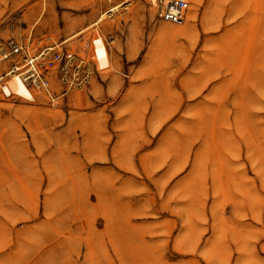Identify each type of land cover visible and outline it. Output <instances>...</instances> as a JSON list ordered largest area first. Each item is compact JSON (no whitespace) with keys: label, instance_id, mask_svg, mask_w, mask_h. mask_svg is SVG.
I'll use <instances>...</instances> for the list:
<instances>
[{"label":"rangeland","instance_id":"obj_1","mask_svg":"<svg viewBox=\"0 0 264 264\" xmlns=\"http://www.w3.org/2000/svg\"><path fill=\"white\" fill-rule=\"evenodd\" d=\"M188 1L0 0L2 252L264 264V0Z\"/></svg>","mask_w":264,"mask_h":264},{"label":"built area","instance_id":"obj_2","mask_svg":"<svg viewBox=\"0 0 264 264\" xmlns=\"http://www.w3.org/2000/svg\"><path fill=\"white\" fill-rule=\"evenodd\" d=\"M153 6L157 9V15L159 18H161L164 21L170 22V23H181L184 21L186 13L189 8V1L188 0H156V2L151 1ZM25 54L26 58L28 54V47H24L23 45H15L11 52L8 54H3L2 59H8L9 56L12 55H19V54ZM38 57H30L27 59V64L30 65V69L24 73L25 78L27 80H32L37 86L47 88V82L43 80L41 77V73L38 69V66H36V60ZM32 58H35L32 61ZM20 66L19 62L12 61V65L9 70H7L3 75L0 76V79L2 80V77L7 75L10 72H21L19 69ZM0 80V81H1ZM47 90V89H46Z\"/></svg>","mask_w":264,"mask_h":264},{"label":"crops","instance_id":"obj_3","mask_svg":"<svg viewBox=\"0 0 264 264\" xmlns=\"http://www.w3.org/2000/svg\"><path fill=\"white\" fill-rule=\"evenodd\" d=\"M18 240L20 239L17 238V241H13V245L10 243L12 246L5 252H2L0 248V264H41L40 258L45 238L40 235L34 237L31 249H28L30 245L24 243V240ZM18 246L20 249L17 248Z\"/></svg>","mask_w":264,"mask_h":264},{"label":"bare ground","instance_id":"obj_4","mask_svg":"<svg viewBox=\"0 0 264 264\" xmlns=\"http://www.w3.org/2000/svg\"><path fill=\"white\" fill-rule=\"evenodd\" d=\"M151 1H154V2H156V0H151ZM154 8V7H153ZM186 15H187V13H186ZM192 17V15H191V13H188V15H187V18H191ZM185 18H186V16H185ZM173 24V26H177L179 23H172ZM171 24V25H172ZM182 24V23H181ZM32 57V56H31ZM35 58H32V61L34 60ZM27 65H29V64H25L24 66H27ZM24 66H22V67H24ZM21 68V67H20Z\"/></svg>","mask_w":264,"mask_h":264}]
</instances>
